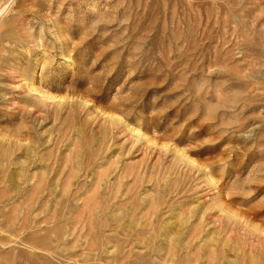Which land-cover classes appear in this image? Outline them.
Wrapping results in <instances>:
<instances>
[{"label":"rangeland","instance_id":"rangeland-1","mask_svg":"<svg viewBox=\"0 0 264 264\" xmlns=\"http://www.w3.org/2000/svg\"><path fill=\"white\" fill-rule=\"evenodd\" d=\"M0 264H264V0H0Z\"/></svg>","mask_w":264,"mask_h":264},{"label":"bare ground","instance_id":"bare-ground-1","mask_svg":"<svg viewBox=\"0 0 264 264\" xmlns=\"http://www.w3.org/2000/svg\"><path fill=\"white\" fill-rule=\"evenodd\" d=\"M34 78V77H33ZM31 86V87H30ZM30 88H31V90L32 91H37L35 88H34V86H35V81L33 80L32 82H31V84H30ZM41 94V93H40ZM42 96H43V93H42ZM46 96V95H45ZM44 96V97H45ZM48 97H49V95H47ZM47 99H51V100H54V98H52V97H50V98H47ZM41 182V179H40V181H39V183ZM36 183V182H35ZM35 183L34 184H32V185H35ZM40 185V184H39ZM41 190H39V192H40ZM43 192V191H42ZM39 193H37V195H38ZM37 197V196H36ZM194 235V234H193Z\"/></svg>","mask_w":264,"mask_h":264}]
</instances>
